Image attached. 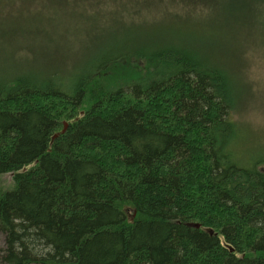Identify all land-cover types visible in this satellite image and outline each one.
<instances>
[{
  "label": "trees",
  "instance_id": "16d2710c",
  "mask_svg": "<svg viewBox=\"0 0 264 264\" xmlns=\"http://www.w3.org/2000/svg\"><path fill=\"white\" fill-rule=\"evenodd\" d=\"M185 3L165 44L0 81L3 262L264 264V160L237 153L217 28Z\"/></svg>",
  "mask_w": 264,
  "mask_h": 264
},
{
  "label": "rangeland",
  "instance_id": "374dc122",
  "mask_svg": "<svg viewBox=\"0 0 264 264\" xmlns=\"http://www.w3.org/2000/svg\"><path fill=\"white\" fill-rule=\"evenodd\" d=\"M61 1L0 0V81L31 67L73 78L82 59L86 73L111 54L165 44L172 33L156 20L184 15L187 0ZM199 2L202 18L217 28L213 39L231 76L230 98L236 95L237 153L243 162L264 160V0ZM12 186V175L3 174L0 187ZM4 246L0 231V264Z\"/></svg>",
  "mask_w": 264,
  "mask_h": 264
},
{
  "label": "water",
  "instance_id": "95a60500",
  "mask_svg": "<svg viewBox=\"0 0 264 264\" xmlns=\"http://www.w3.org/2000/svg\"><path fill=\"white\" fill-rule=\"evenodd\" d=\"M66 128H67V122H63V128L61 129V131L60 132H64L65 130H66ZM56 136V134H54L53 136H52V138H54ZM188 225H190V226H192V227H196V228H198L199 227V224L198 223H192V222H190ZM210 233H211V230H208Z\"/></svg>",
  "mask_w": 264,
  "mask_h": 264
},
{
  "label": "bare ground",
  "instance_id": "6f19581e",
  "mask_svg": "<svg viewBox=\"0 0 264 264\" xmlns=\"http://www.w3.org/2000/svg\"><path fill=\"white\" fill-rule=\"evenodd\" d=\"M57 135V134H56Z\"/></svg>",
  "mask_w": 264,
  "mask_h": 264
}]
</instances>
